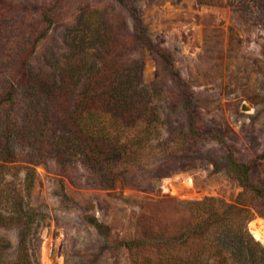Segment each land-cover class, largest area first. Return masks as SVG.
Segmentation results:
<instances>
[{"label":"rangeland","instance_id":"1","mask_svg":"<svg viewBox=\"0 0 264 264\" xmlns=\"http://www.w3.org/2000/svg\"><path fill=\"white\" fill-rule=\"evenodd\" d=\"M0 1L8 3L7 9L12 5L14 19L2 25L14 29L22 23L36 26L41 7L57 0ZM128 1L125 9L118 8L115 0H61L54 13V42L62 40L81 8L89 4L120 13L122 39L143 27L154 43L170 52L188 87L183 101L173 93L180 89L172 75L162 73L157 56L147 46L122 57L140 63L142 85L162 90L155 102L162 121L161 139L168 141L171 156L147 150L141 155L146 161L143 169L131 168L117 177L114 188H105L79 163L68 168L45 155L46 147L39 151L42 156L34 157L23 139L16 140L6 178L20 183L26 168H35L31 203L48 213L40 233L41 264H134L132 249L117 246L141 236L142 214L177 210L179 204L209 198L234 203L246 193L228 169L227 154L254 163L252 179L264 186V0ZM9 79L0 67V92ZM45 98L40 101L41 116L47 112ZM190 130L199 131L200 143L175 141L178 132ZM243 201L248 207L253 202L249 193ZM185 226L180 221L171 231ZM248 227L258 240L255 231L264 234V218L257 216Z\"/></svg>","mask_w":264,"mask_h":264},{"label":"trees","instance_id":"2","mask_svg":"<svg viewBox=\"0 0 264 264\" xmlns=\"http://www.w3.org/2000/svg\"><path fill=\"white\" fill-rule=\"evenodd\" d=\"M115 1L118 8L129 3ZM60 3L41 7L36 26L22 23L8 29L3 25L14 19L12 5L7 9L8 3L0 1V67L10 78L0 92V264H41L40 233L48 217L42 207L31 203L33 166L26 168L20 183L6 178L16 140L23 139L34 157L42 156L39 151L46 147L45 155L68 168L79 163L101 187L114 188L118 176L146 166L141 155L147 150L171 156L168 141L161 139L162 121L155 102L162 90L142 85L140 63L122 55L147 46L157 56L162 73L172 75L179 87L174 95L183 101L182 94H189L172 54L154 43L143 27L121 38L117 11L87 4L62 40L54 42V13ZM42 96L46 97L44 116ZM182 138L194 146L200 143L199 131H180L175 141ZM225 159L250 194L249 207L242 193L234 203L209 198L179 204L177 210L151 211L153 217L148 213L140 218L141 236L117 247L132 249L134 264H264V234L255 231L258 241L248 227L257 216L264 218V186L252 179L254 163L240 162L232 153ZM180 221L186 226L171 231Z\"/></svg>","mask_w":264,"mask_h":264}]
</instances>
